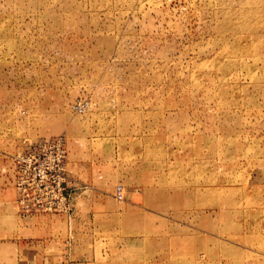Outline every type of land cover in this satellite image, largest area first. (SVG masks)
Here are the masks:
<instances>
[{
	"label": "rangeland",
	"instance_id": "1",
	"mask_svg": "<svg viewBox=\"0 0 264 264\" xmlns=\"http://www.w3.org/2000/svg\"><path fill=\"white\" fill-rule=\"evenodd\" d=\"M56 136L70 212L23 213ZM0 264H264V0H0Z\"/></svg>",
	"mask_w": 264,
	"mask_h": 264
},
{
	"label": "built area",
	"instance_id": "2",
	"mask_svg": "<svg viewBox=\"0 0 264 264\" xmlns=\"http://www.w3.org/2000/svg\"><path fill=\"white\" fill-rule=\"evenodd\" d=\"M78 112L86 107L76 106ZM15 190L23 213L68 214L72 185L66 171L65 138L56 136L26 147L14 157Z\"/></svg>",
	"mask_w": 264,
	"mask_h": 264
}]
</instances>
